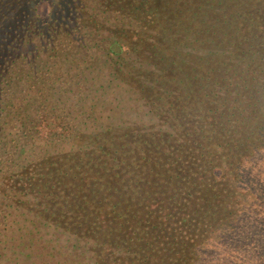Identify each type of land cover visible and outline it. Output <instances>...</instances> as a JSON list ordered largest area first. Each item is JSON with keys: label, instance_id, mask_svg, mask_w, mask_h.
Wrapping results in <instances>:
<instances>
[{"label": "trees", "instance_id": "trees-1", "mask_svg": "<svg viewBox=\"0 0 264 264\" xmlns=\"http://www.w3.org/2000/svg\"><path fill=\"white\" fill-rule=\"evenodd\" d=\"M30 1L0 0V264H264V0Z\"/></svg>", "mask_w": 264, "mask_h": 264}, {"label": "rangeland", "instance_id": "rangeland-1", "mask_svg": "<svg viewBox=\"0 0 264 264\" xmlns=\"http://www.w3.org/2000/svg\"><path fill=\"white\" fill-rule=\"evenodd\" d=\"M29 4L35 7L39 19H50L54 7L53 2L51 0H31ZM9 42V39H4V37L0 35V46H7ZM22 48L27 51L28 49L32 48V46H29V48H27V45H22Z\"/></svg>", "mask_w": 264, "mask_h": 264}]
</instances>
